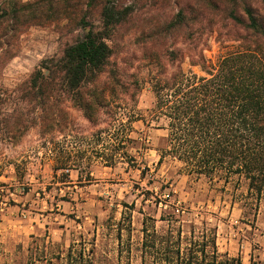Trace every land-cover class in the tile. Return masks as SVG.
Listing matches in <instances>:
<instances>
[{"label": "rangeland", "instance_id": "rangeland-1", "mask_svg": "<svg viewBox=\"0 0 264 264\" xmlns=\"http://www.w3.org/2000/svg\"><path fill=\"white\" fill-rule=\"evenodd\" d=\"M186 4L0 0V264H58L59 253L81 241L94 246V264H141L144 220L149 230L162 233L169 225L161 219L171 215L182 216L185 238L190 227L200 232L205 226L216 232L222 255L245 264L253 255L264 264V200L256 208L244 184L236 190L234 183L180 176L181 166L169 160L157 167L164 132L134 123L123 149L117 148L118 131L108 130L113 115L126 123L129 115L153 108L149 84L131 102L134 112H125L121 101L124 91L131 97L137 82L155 70L143 60L152 46L144 39L162 37L155 49L166 52L184 50L189 38H201L199 50L208 59L225 53L217 33L203 26L167 30ZM112 6L127 18L109 39L113 54L97 83L103 88L115 72L113 98L99 99L92 116L58 80L55 94L44 96L38 72L48 76V69L61 65L64 51L84 37V23L104 35L102 13ZM182 69L189 70L188 62ZM58 166L70 172L55 171Z\"/></svg>", "mask_w": 264, "mask_h": 264}, {"label": "trees", "instance_id": "trees-1", "mask_svg": "<svg viewBox=\"0 0 264 264\" xmlns=\"http://www.w3.org/2000/svg\"><path fill=\"white\" fill-rule=\"evenodd\" d=\"M189 12L192 18L203 15L206 19L194 21ZM102 16L104 35L84 23V37L64 51L61 65L48 69V76L42 71L37 74L44 96L55 94L58 80L74 102L92 116L99 99L108 101L117 92L112 81L115 72H110L103 88L97 82L107 73L113 54L109 39L127 13L112 6L106 7ZM199 25L210 34L217 33L216 43L225 53L215 61L208 59L199 50L201 38H189L184 50L166 52L155 49L164 42L162 37L142 40L152 44L143 60L155 70L137 82L131 97L124 91L121 101L125 112L131 110V102H136L149 84L155 98L153 108L129 115L126 123L113 115L108 130L118 131L121 141L117 148L123 149L131 142L134 123L166 133L164 145L156 150L157 167L169 160L181 166L180 176L234 183L236 190L244 184L246 196L257 208L264 200V0H187L167 30L191 31ZM186 62L189 70L184 71ZM166 63L171 66L169 70ZM54 170L69 169L58 166ZM146 170L141 171V178ZM63 176L71 184L69 176ZM181 218L171 215L169 220L161 219L169 225L162 233L155 227L149 230L144 220L141 264H242L240 258L219 252L216 232L205 226L200 232L190 227L185 238ZM88 246L83 241L72 243L66 253H59L58 264H94V246ZM250 264H258L253 255Z\"/></svg>", "mask_w": 264, "mask_h": 264}, {"label": "crops", "instance_id": "crops-1", "mask_svg": "<svg viewBox=\"0 0 264 264\" xmlns=\"http://www.w3.org/2000/svg\"><path fill=\"white\" fill-rule=\"evenodd\" d=\"M242 261V264H245L244 260H241Z\"/></svg>", "mask_w": 264, "mask_h": 264}, {"label": "built area", "instance_id": "built-area-1", "mask_svg": "<svg viewBox=\"0 0 264 264\" xmlns=\"http://www.w3.org/2000/svg\"><path fill=\"white\" fill-rule=\"evenodd\" d=\"M65 172L69 173L70 171L69 170H66Z\"/></svg>", "mask_w": 264, "mask_h": 264}]
</instances>
